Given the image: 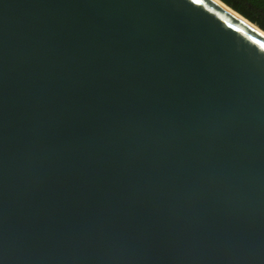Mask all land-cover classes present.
I'll list each match as a JSON object with an SVG mask.
<instances>
[{
  "label": "water",
  "instance_id": "water-1",
  "mask_svg": "<svg viewBox=\"0 0 264 264\" xmlns=\"http://www.w3.org/2000/svg\"><path fill=\"white\" fill-rule=\"evenodd\" d=\"M0 264H264V36L212 0H0Z\"/></svg>",
  "mask_w": 264,
  "mask_h": 264
},
{
  "label": "trees",
  "instance_id": "trees-1",
  "mask_svg": "<svg viewBox=\"0 0 264 264\" xmlns=\"http://www.w3.org/2000/svg\"><path fill=\"white\" fill-rule=\"evenodd\" d=\"M264 31V0H221Z\"/></svg>",
  "mask_w": 264,
  "mask_h": 264
},
{
  "label": "bare ground",
  "instance_id": "bare-ground-1",
  "mask_svg": "<svg viewBox=\"0 0 264 264\" xmlns=\"http://www.w3.org/2000/svg\"><path fill=\"white\" fill-rule=\"evenodd\" d=\"M213 2H215L218 6H220L221 8H223L224 10H226L227 12H229L231 15H233L234 17H236L238 20L242 21L244 24H246L247 26H250L252 29H254L255 31H257L260 35L264 36V32L259 30L257 27H255L254 25L250 24L246 19H244L242 16H240L239 14H237L235 11H233L232 9H230L228 6H226L224 3H222L219 0H212Z\"/></svg>",
  "mask_w": 264,
  "mask_h": 264
}]
</instances>
